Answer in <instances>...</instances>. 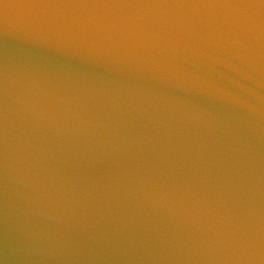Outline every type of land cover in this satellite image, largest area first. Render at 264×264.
<instances>
[{
	"label": "water",
	"instance_id": "obj_1",
	"mask_svg": "<svg viewBox=\"0 0 264 264\" xmlns=\"http://www.w3.org/2000/svg\"><path fill=\"white\" fill-rule=\"evenodd\" d=\"M0 264H264V0H0Z\"/></svg>",
	"mask_w": 264,
	"mask_h": 264
}]
</instances>
